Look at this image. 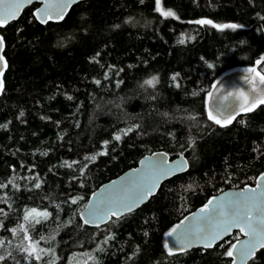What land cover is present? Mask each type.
<instances>
[{"label": "trees", "instance_id": "obj_1", "mask_svg": "<svg viewBox=\"0 0 264 264\" xmlns=\"http://www.w3.org/2000/svg\"><path fill=\"white\" fill-rule=\"evenodd\" d=\"M35 7L0 27V255L11 253L0 264H38L25 258V235L52 248L55 264L82 253L84 264H232L225 253L237 231L210 248L169 255L164 245L218 192L264 173V103L226 126L208 119L206 105L221 76L264 74V0H161L179 19L162 16L156 0H83L45 24ZM182 33L194 39L180 44ZM152 76L155 86L145 84ZM159 151L185 156L188 168L132 212L84 224L78 213L95 189ZM29 209L49 215L25 221ZM246 264H264V248Z\"/></svg>", "mask_w": 264, "mask_h": 264}, {"label": "snow or ice", "instance_id": "obj_2", "mask_svg": "<svg viewBox=\"0 0 264 264\" xmlns=\"http://www.w3.org/2000/svg\"><path fill=\"white\" fill-rule=\"evenodd\" d=\"M27 2H31V0H27ZM77 0H60V3L58 4V7L60 11L57 12L55 16H52L48 12H41V10H37L34 13V18L38 20L41 24L47 23L50 19H63L64 14L68 7H70L71 4L76 3ZM15 8L19 9L22 7V4L17 3L13 5ZM45 7L47 8L48 5L45 4ZM156 11L160 12L162 16L164 17H172L179 19V17L176 15V13L172 10H163L161 7V0H156ZM15 18L14 16H5L3 18H0V27L4 26L10 19ZM196 24L200 25H212L213 27H216L218 29H224V28H238L239 25L236 24H220L216 25L213 23V21L208 19H200L197 21H194ZM188 40L194 39L192 36L187 37ZM178 43L184 44L185 38L184 34H181V37L178 40ZM4 48V38L0 36V53H2ZM259 63V61H257ZM0 77L3 76L4 70L7 68V62L5 61L2 54H0ZM209 67H212L209 65ZM249 73H254L255 76L252 79H249L248 77H245V79L253 84V88L255 89V77H259V81L261 84H264V75H261L259 72L256 71L255 68H250L246 70ZM177 76L179 74H176ZM173 81L176 80V76L172 77ZM158 82V77L152 76L150 79L145 80V84L149 86H155V84ZM97 84H99V81H96ZM179 86V85H177ZM3 90V81L0 79V91ZM209 97L212 96V93L210 92ZM229 96H239L244 97L245 102L240 105V111L242 112H250L256 107V103H252L251 107L248 106L247 98L245 97V94L243 92H237V93H229ZM71 99V97H69ZM227 99V97H225ZM259 103H264V99H261ZM226 109L228 106H224ZM235 109H231L229 117L224 118L223 120L218 118V114L214 115L212 110H209L207 113L208 119L214 121L216 124L221 126H226L227 124H230L232 122V119H235V115H232L231 113L234 112ZM23 115V113H21ZM132 128L121 130L120 133L116 134L113 139L119 141L121 139L122 135H127L128 132H131ZM109 142L105 141L104 144L107 145ZM106 152H100L97 153V155H106ZM154 156H158L159 154H153ZM86 159H89L91 161L96 160V155H93L91 157H88ZM148 163V169L149 172L144 180H142L140 183H137L133 186L132 189H130V194L120 200V201H114L109 199H100L96 202H93L91 206H86L87 212L86 215L82 214V219L84 224H96L97 227L99 225L107 220H109L112 216H115L117 219H119L122 215L128 212H132L135 208H137L141 203H143L148 197L153 195L155 193V190L159 187L160 182L167 178L170 175H173L176 171H182L187 167V161H183L181 165H178L176 168H172L171 166L167 165L166 157L159 159L158 161H153L152 157L146 158ZM67 164V162H65ZM76 163V162H73ZM142 164L145 163L144 161L141 162ZM71 167V164L68 165ZM83 172V170H81ZM262 175V182H264V174ZM261 186V182L257 183L256 189H245V191H251L256 192L257 189H259ZM0 187H3V185H0ZM36 187H40L39 184L36 185ZM191 187V185H189ZM95 195V194H94ZM241 196H243V192L241 193ZM246 206L241 207L239 200L236 201H229L228 203L235 204L236 207L231 211L228 212L225 210V204L223 202H217L215 200H209L207 204L204 205L203 208L200 209V212L206 213L209 211V206L215 204V208L213 211L219 210L217 215L218 219L214 222L209 224L208 221L210 217L207 216H201L197 223L201 226H197L194 229L191 230H185L184 233H182L179 236H176V239L172 242L173 246H170L168 242H165V249L168 251L169 255H173L174 251L184 252L188 248L196 245L203 246L204 248H210L213 246V244L222 238L223 235L229 233L232 228H239L240 232L244 233L245 236L249 237L247 241L243 242V247L241 249L242 253V259L246 261L250 258H252L255 254V251L258 248H264V192L260 193V197H245ZM76 200L73 199L72 203H75ZM253 209H256L258 211L257 216H253ZM3 210L0 209V213H2ZM49 213L43 212L38 213L36 209H29L26 210L24 219L25 221H35V223H39L40 220L38 217L47 219ZM187 219V218H185ZM114 222V221H113ZM184 223V221H181V225ZM258 225L257 226H254ZM181 225H177L175 228H173L171 231L166 233L168 237H173L177 233V229L181 227ZM19 228L23 231L24 225H20ZM13 233L15 234L16 229H12ZM112 236H107L105 238V243H107L108 240L112 239ZM25 240H28L29 237L25 235ZM240 241H237L236 244H232L231 248L225 253V255L232 257L234 255L233 250L236 249L240 245ZM3 244V241H0V245ZM223 247V245H221ZM23 252L28 253V256L25 257L26 259L28 257L34 256L36 260H39L40 253H43V249H38V246L33 242L30 243L28 247H25L22 249ZM54 256V252L51 253ZM11 256V253H8L7 256L0 255V261H5L8 257ZM50 264H55V260H52ZM232 264H236V260L233 259Z\"/></svg>", "mask_w": 264, "mask_h": 264}, {"label": "water", "instance_id": "obj_3", "mask_svg": "<svg viewBox=\"0 0 264 264\" xmlns=\"http://www.w3.org/2000/svg\"><path fill=\"white\" fill-rule=\"evenodd\" d=\"M83 1V0H77L76 3ZM20 3L22 4V7L19 9L15 8L13 5ZM60 3V0H31V2H27V0H0V18H3L5 16H14L15 18L10 19L8 23H10L13 20H16L22 11L24 10L25 7L31 6V5H36V7L33 10V15L37 10H41V12H48L52 16H55L58 11H60L58 4ZM73 3L70 5V7L67 8L64 17L70 10V8L76 4ZM45 4L48 5V7H45ZM63 17V18H64ZM62 19H50V22H59ZM38 21V20H37ZM48 21V22H49ZM39 22V21H38ZM6 23L5 25H7ZM4 25V26H5ZM2 26V27H4ZM1 36V34H0ZM3 55L2 53H0ZM4 57V55H3ZM5 59V58H4ZM2 67V65H0ZM250 68H244V69H238L231 71L230 73H227L223 76H221L213 85L211 88L210 92L212 93V96L207 97L206 105H207V110H212L214 115L218 114V118L224 119L228 118L231 109H235L234 112H232V115H235V117L243 113L240 111V105L245 102L244 97H239V96H229V93H237V92H243L245 94V97L247 98L248 106L251 107L252 103H256V105L259 104V101L261 99H264V84H261L259 81V77H255V89L253 88V84L249 83L245 77H248L249 79H252L255 74L254 73H249L246 70ZM6 70V69H5ZM4 70V72H5ZM3 72V75H4ZM3 81V76L0 77ZM3 86H4V81H3ZM2 91H0L1 93ZM209 92V93H210ZM227 97V99H225ZM224 106H228L226 109ZM153 154H159L158 156H154ZM152 157L153 161H158L161 158L166 157L167 165L171 166L172 168H176L178 165H181L183 161H187L185 156H179L176 158L171 159L168 154L165 152H154L152 154H146L141 159L139 160L138 164L126 171H124L122 174L118 175L117 177L101 184L97 189H95L89 196L88 200L86 201L84 207L79 211L78 216L79 218L83 221L82 219V214L86 215L87 209L86 206H91L93 202H96L100 199H109V200H114V201H120L124 198H126L130 194V189L133 188V186L137 183H140L142 180L145 179L147 176L149 169H148V163L149 161L146 160V158ZM144 161L145 163H141ZM188 168V162H187V167L184 169L186 170ZM182 170V171H184ZM182 171H176L173 175L180 173ZM264 174V173H263ZM170 175L167 178L163 179L161 183L168 179L169 177L173 176ZM261 182V186L257 191L251 192V191H245V189H256L257 188V183ZM159 188V187H158ZM158 188L155 190V193L157 192ZM243 192V196H241V193ZM264 192V182H262V175L258 177L254 185H248L244 187H236V188H227L224 189L220 192H218L216 195H214L210 200H215L217 202H223L225 204V210L228 212H231L236 205L235 204H229V201H236L239 200L241 207L246 206V201L245 197L251 198V197H260V193ZM154 193V194H155ZM95 194V195H94ZM153 194V195H154ZM152 196V195H151ZM150 196V197H151ZM150 197H148L143 203H145ZM143 203H141L139 206H141ZM206 202L205 204H207ZM204 204V205H205ZM201 206L197 209H195L193 212L189 213L182 221L184 223L181 225V222H179L177 225H181L179 229H177V233L173 237H166V242L169 243L170 246H173V241L176 239V236L181 235L182 233L185 232V230H191L194 229L197 226H201L197 223L199 218L201 216H207L210 217L208 223H214L219 217L217 215L218 209L216 211H213L215 208L214 205L209 206V211L206 213H201L200 209L204 207ZM138 206V207H139ZM136 209V208H135ZM259 213L256 209H253V216H257ZM116 218L115 216H112ZM110 220V219H109ZM109 220L101 223L100 225H103L107 223ZM90 226H96V224H87ZM99 225V226H100ZM176 225V226H177ZM175 226V227H176ZM259 227L258 225H255ZM174 227V228H175ZM237 231L240 234V237L238 238L237 241H240V245L233 250L234 255L232 256L233 259L236 260V264H245V261L242 259V253L241 249L243 247V242L247 241L249 237L245 236L244 233L240 232L239 228H232L231 231L225 235L222 236L221 239L217 240L214 244L217 242H220L227 236L231 235L233 232ZM237 241L234 243L236 244ZM213 244V245H214ZM194 247H203L200 245L192 246L188 248L187 250L194 248ZM258 248L255 253L259 250ZM177 252V251H176ZM255 255V254H254ZM251 259V258H250ZM248 259L246 263L250 260Z\"/></svg>", "mask_w": 264, "mask_h": 264}, {"label": "rangeland", "instance_id": "obj_4", "mask_svg": "<svg viewBox=\"0 0 264 264\" xmlns=\"http://www.w3.org/2000/svg\"><path fill=\"white\" fill-rule=\"evenodd\" d=\"M184 34V38H187L188 36ZM257 69V67H256ZM259 70L257 69V72ZM261 75H264V74H261ZM38 213H43L44 211H37ZM22 243H25V245H22L23 248L25 247H28L30 243H35L37 246H38V249H43L44 252L43 253H40V259L39 260H36L34 256H32L37 262L38 264H50L51 260L53 259L52 257V254L53 253V249L50 248V247H46V246H43L41 245L39 242H37V240H31V239H28V240H25L24 238H22L21 240ZM26 253V252H25ZM28 253H26L27 255ZM83 253L82 254H74L72 255L71 259L69 260L70 262L68 264H84L85 263V257H83Z\"/></svg>", "mask_w": 264, "mask_h": 264}, {"label": "bare ground", "instance_id": "obj_5", "mask_svg": "<svg viewBox=\"0 0 264 264\" xmlns=\"http://www.w3.org/2000/svg\"><path fill=\"white\" fill-rule=\"evenodd\" d=\"M229 73H230V72H229ZM237 240H238V239H237ZM237 240H236V241H237Z\"/></svg>", "mask_w": 264, "mask_h": 264}]
</instances>
